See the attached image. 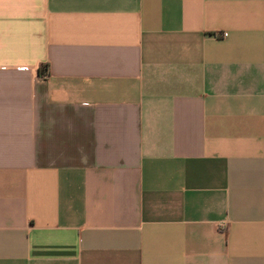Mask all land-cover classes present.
Instances as JSON below:
<instances>
[{
	"label": "crops",
	"instance_id": "obj_1",
	"mask_svg": "<svg viewBox=\"0 0 264 264\" xmlns=\"http://www.w3.org/2000/svg\"><path fill=\"white\" fill-rule=\"evenodd\" d=\"M0 264H264V0H0Z\"/></svg>",
	"mask_w": 264,
	"mask_h": 264
},
{
	"label": "trees",
	"instance_id": "obj_2",
	"mask_svg": "<svg viewBox=\"0 0 264 264\" xmlns=\"http://www.w3.org/2000/svg\"><path fill=\"white\" fill-rule=\"evenodd\" d=\"M46 71V65H42L40 68H39V73L40 74H44Z\"/></svg>",
	"mask_w": 264,
	"mask_h": 264
},
{
	"label": "built area",
	"instance_id": "obj_3",
	"mask_svg": "<svg viewBox=\"0 0 264 264\" xmlns=\"http://www.w3.org/2000/svg\"><path fill=\"white\" fill-rule=\"evenodd\" d=\"M226 35V34H225Z\"/></svg>",
	"mask_w": 264,
	"mask_h": 264
}]
</instances>
